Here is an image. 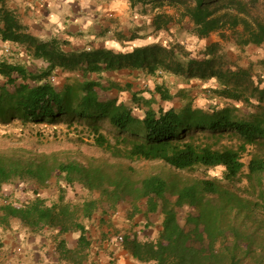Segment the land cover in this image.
Listing matches in <instances>:
<instances>
[{"label": "trees", "instance_id": "trees-1", "mask_svg": "<svg viewBox=\"0 0 264 264\" xmlns=\"http://www.w3.org/2000/svg\"><path fill=\"white\" fill-rule=\"evenodd\" d=\"M128 3L142 15L153 12V32L186 21L198 38L216 33L238 49L264 47V0ZM0 36L22 45L27 55L24 59L14 49L0 61L6 82L0 87V119L34 124L62 116L91 120L87 128L93 145L117 160L84 163L58 151L0 150V200H7L0 202V228L9 229L16 221L31 233L52 232L56 249L71 264H96L89 261L92 240L85 221L127 204L122 220L127 226L115 231L112 242L139 263L264 264V87L251 66L229 63L217 42L207 44L201 57H191L179 42L153 43L129 53L105 48L65 52L63 42H40L26 32L12 11L0 14ZM38 59L45 66L31 70ZM122 67L143 69L153 77L162 71L186 81L213 80L215 86L208 87L213 98L231 103L221 108L190 103L179 110L148 107L137 116L124 103L100 100L97 83L87 78L88 73ZM58 71L73 74L60 88L50 81ZM163 86L156 84L154 93L171 99ZM139 101L136 97L134 103ZM234 103L250 112L240 113ZM98 119L116 130L112 139ZM225 137L233 144L217 148ZM245 154L247 163L242 160ZM119 160L157 161L187 172L222 167V177L176 175L171 182L162 172L140 171ZM240 177L244 184L239 185ZM13 185L20 188L17 196ZM44 188L49 195L42 194ZM148 214L158 218L150 222ZM67 233H78L73 249L60 239ZM100 240L110 237L101 235Z\"/></svg>", "mask_w": 264, "mask_h": 264}, {"label": "crops", "instance_id": "crops-1", "mask_svg": "<svg viewBox=\"0 0 264 264\" xmlns=\"http://www.w3.org/2000/svg\"><path fill=\"white\" fill-rule=\"evenodd\" d=\"M135 10L129 7L128 0H0V14L3 11L14 12L26 32L40 42H46L51 38L63 42L61 47L65 52L105 48L115 53H129L135 48L153 43L166 45L167 43L156 39V34L163 35V32L168 31L170 33L172 27H175L174 22L169 24L168 29L159 28L153 32L152 26H149L152 15L144 16V19L135 14ZM212 34L216 33L203 38L192 35L191 41L199 44V41L204 40L207 42L206 45L212 42L221 45L222 41L217 34L214 40L208 41ZM6 44L19 51L24 59L27 58L22 45L4 41L0 36V61L6 57L4 55ZM251 46L253 45L245 48ZM35 62L36 65L31 68L33 71L45 66L41 59ZM60 73L62 72L58 71L54 74L56 81L53 84L57 88L62 87L67 81L60 79ZM152 77L143 69L129 67L87 74V78L97 83L95 91L100 100L124 103L131 109L136 97L141 100L144 98L141 96L143 93L139 92L140 87L144 89L149 86L150 90L154 89L156 82H153ZM0 78L5 80L2 76ZM8 86L6 89L12 91L13 87L9 89ZM132 114L141 116L135 113L134 109ZM127 209V204H120L115 211L110 210L108 214L95 215L90 221H85L87 235L92 240L89 261L96 264H149L133 260L109 240H100L101 235L111 238L115 231L127 226L122 221ZM156 215L148 214V220L154 222L158 218ZM77 238L78 233L60 236L69 249L76 247ZM56 241L52 237V232L31 233L14 221L9 229L0 228V264H71L56 249Z\"/></svg>", "mask_w": 264, "mask_h": 264}, {"label": "rangeland", "instance_id": "rangeland-1", "mask_svg": "<svg viewBox=\"0 0 264 264\" xmlns=\"http://www.w3.org/2000/svg\"><path fill=\"white\" fill-rule=\"evenodd\" d=\"M166 10L168 14L176 15V12L173 9L166 8ZM152 13L153 12L148 11L147 14L142 15L140 11L137 9L135 10V14L142 16L141 18H144V16L147 15H152ZM174 26L175 27H172L171 30L172 33H169V31L167 33L163 32V35H159L157 33L156 39L167 44L179 42L183 45V47H185L191 57H201L204 50L203 48L205 47L204 44L206 45L207 42L203 40L199 41V44H196L191 41L194 35L190 32L191 24L186 21H183L181 24H175ZM215 38L216 34H212L208 41L211 42ZM182 41L183 43H181ZM221 45V52L225 54L226 60H228L229 63L242 67L251 66L253 73L257 77L259 76L262 80L261 86L264 87V48L251 46L244 49H238L233 45L232 41L228 40L223 41ZM16 59L20 60V57H16ZM31 64L36 65V62ZM60 74V79L62 80H68L69 78L73 77V74L71 73L62 72ZM52 77L54 79V83L56 81V75H53ZM152 78L153 82H156L155 85L164 83L165 86H163V88L167 89L171 93L172 98L169 100H162L158 94L154 93V89H149V86H146L144 89L140 87L139 92L143 93L141 96L144 98L137 103H132V108L136 113L144 112V110H146L148 107L154 111H157L159 108H174L179 110L184 104L190 103L192 107L198 108H207L215 104H217V107L221 108L231 103L227 100L222 101L217 98H213V93L208 91V87H212L213 85L212 80L205 83L198 80L186 81L179 77L165 75L163 72L162 74L157 73L155 77ZM4 81V79L0 78V87L1 85L4 86L6 84ZM8 88L12 89L10 85ZM144 101H147V104H145ZM234 105L239 107L238 111L240 113L250 112V109L245 108V106L242 104L234 103ZM88 121L91 120L77 118L69 119V117L66 116L57 117L52 123L42 122L39 124L29 122L22 123L16 118H6L4 120L0 119V150L21 148L28 151L33 150L38 152L58 151L62 153V155L74 157L84 163H88L90 160H106L108 162L117 161L93 145V141L87 128ZM96 122L101 126L104 134H107V136L112 139L113 134L116 133V130L113 129L105 120L98 119ZM197 136L199 137L201 134L198 132ZM232 144L233 142L225 137L221 138L220 143L217 144L216 147L220 148L222 145L231 146ZM248 159L249 156L245 154L242 160L244 163H247ZM119 162L130 165L140 171H144L145 169L147 171L154 170L159 173L162 172L164 175H167L169 181L171 180V182L175 180L176 175H181L183 178L206 177L220 180L222 177V167L187 172L178 171L166 164H162L161 162L157 161L130 162L127 160H119ZM243 172L245 173L246 169H244ZM244 183V179L240 177L239 185ZM7 186H5V189L10 188V186ZM17 186L18 185H13L12 187V189H15L13 193L16 196L18 195V192H20V188ZM17 188L19 189L17 190ZM41 191L42 194L44 193L46 195H49L50 193V190L45 188ZM182 214L183 212L179 211V215ZM140 220L141 217L139 216L134 220V222L138 223ZM133 225L134 224H132V228ZM110 241H115V235L111 236Z\"/></svg>", "mask_w": 264, "mask_h": 264}, {"label": "built area", "instance_id": "built-area-1", "mask_svg": "<svg viewBox=\"0 0 264 264\" xmlns=\"http://www.w3.org/2000/svg\"><path fill=\"white\" fill-rule=\"evenodd\" d=\"M12 51H13V49H12V47H11L10 45L6 44V45L4 46V55H5V56H9V55L12 53ZM157 73H158V74H162V71H158ZM50 81H51V82L54 81V79H53L52 76L50 77ZM6 201H7V200H6L5 198H3V199L0 200L1 203H6Z\"/></svg>", "mask_w": 264, "mask_h": 264}]
</instances>
